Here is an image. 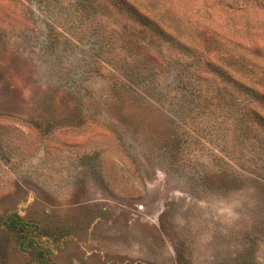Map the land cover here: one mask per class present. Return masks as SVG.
<instances>
[{
  "label": "rangeland",
  "instance_id": "1",
  "mask_svg": "<svg viewBox=\"0 0 264 264\" xmlns=\"http://www.w3.org/2000/svg\"><path fill=\"white\" fill-rule=\"evenodd\" d=\"M0 264H264V0H0Z\"/></svg>",
  "mask_w": 264,
  "mask_h": 264
},
{
  "label": "trees",
  "instance_id": "2",
  "mask_svg": "<svg viewBox=\"0 0 264 264\" xmlns=\"http://www.w3.org/2000/svg\"><path fill=\"white\" fill-rule=\"evenodd\" d=\"M113 2L116 5L121 6V7H125V5H126V0H113ZM8 221H10L13 228L19 229V230L24 231V232L29 231L30 225L22 222L17 217L15 218V217L11 216L10 218H8Z\"/></svg>",
  "mask_w": 264,
  "mask_h": 264
}]
</instances>
